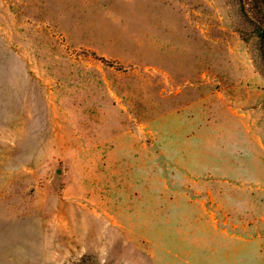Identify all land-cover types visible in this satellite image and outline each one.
Segmentation results:
<instances>
[{
	"label": "rangeland",
	"instance_id": "1",
	"mask_svg": "<svg viewBox=\"0 0 264 264\" xmlns=\"http://www.w3.org/2000/svg\"><path fill=\"white\" fill-rule=\"evenodd\" d=\"M234 0H0V264H264V55Z\"/></svg>",
	"mask_w": 264,
	"mask_h": 264
},
{
	"label": "trees",
	"instance_id": "2",
	"mask_svg": "<svg viewBox=\"0 0 264 264\" xmlns=\"http://www.w3.org/2000/svg\"><path fill=\"white\" fill-rule=\"evenodd\" d=\"M244 27L243 35H257L264 55V0H234Z\"/></svg>",
	"mask_w": 264,
	"mask_h": 264
}]
</instances>
